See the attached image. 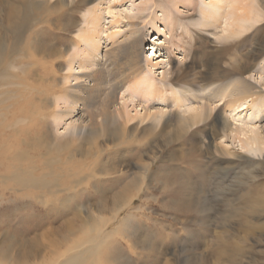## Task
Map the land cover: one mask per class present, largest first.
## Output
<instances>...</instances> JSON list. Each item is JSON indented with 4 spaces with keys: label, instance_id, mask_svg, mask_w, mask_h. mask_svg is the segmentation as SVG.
<instances>
[{
    "label": "rangeland",
    "instance_id": "obj_1",
    "mask_svg": "<svg viewBox=\"0 0 264 264\" xmlns=\"http://www.w3.org/2000/svg\"><path fill=\"white\" fill-rule=\"evenodd\" d=\"M54 1L29 0V6L21 10L18 23L24 24V33L14 44L15 36L8 32L6 13L10 15V7H16L18 0H0V37L6 35L4 39H11L5 43V52H0V73H6L4 79L0 78V141L10 137L15 128L35 130L42 137V144L25 146L27 158L16 165L21 167L22 163L24 169L32 170L33 175L40 176L48 185L27 189L12 185L5 179L12 169L11 163L0 155V261L7 264L8 257L3 258L5 253L19 250L22 240L34 239L39 243L36 264L39 261L38 264H62L67 256L61 253L84 243L88 228L100 222L101 216L112 215L114 194L139 170L135 168L141 163L139 157L144 161L155 153V138L172 136L171 143L156 150V158L150 164L146 181L148 198L141 193L132 196L129 205L102 229L103 233L113 231L126 215L135 216L127 222L130 226L125 227L126 232L116 235L126 234V241L120 243L116 254L106 257L107 263L150 264L152 256L136 259L128 250H120L127 247L124 244L127 242L129 249L141 257L149 251L143 249L145 245L158 242L164 248L160 264H264V205L258 203L264 197V149L249 146L250 153H244V136L239 140L231 134L214 135L211 124L218 112L230 125L241 126L244 121L253 120L256 109L231 110L222 104V99L215 103L217 108L202 130L193 134L192 130L184 133L179 129V114L205 99L207 88L203 90L202 86L206 85L201 74L207 68L225 67L248 58L251 69L244 77L256 85L254 89L264 91V0H252L256 15L252 14L244 22L239 34L230 32L229 19L222 17L213 22L203 16L202 10L207 9L210 0H191L189 5L181 0H69L71 4L64 6L60 2L55 5ZM7 5L11 6L6 9ZM164 9L172 12L173 24L164 25L155 19ZM91 11L98 15V20L90 28ZM92 32L99 42L94 68L103 71L107 85L112 83L107 88L121 78V75L114 76L117 64L120 68L127 66L125 48L117 51V59L111 56L116 44L113 41L125 42L135 37L140 46L144 80L170 83L180 92L189 89L195 97L189 95L179 106L159 99L145 103L140 94L120 85L115 90L117 101L112 107L126 108L131 114L140 113L132 121L133 127L129 125L124 134V138L129 135L132 139L131 145L124 144L123 149L109 148V142L100 136L94 145L88 144L87 128L82 138L75 140L79 124L87 120L89 112L97 114L104 98L102 94L94 101H87L75 112H67L69 102L63 99V86L76 89L83 75L93 70L79 67L72 57L83 48L84 40L79 35L86 37ZM112 33L116 34L110 38ZM48 52L53 53L51 59H42ZM66 74H70L67 80ZM222 82L208 88L220 87ZM56 97L62 98L56 102ZM145 107L151 116L141 122ZM159 109L163 114L158 115L161 119L157 123L152 114ZM257 116L254 121L260 126L264 113ZM24 117L33 120L30 124H15ZM153 124H158L156 129ZM115 126L112 123L108 128ZM159 129L164 131L157 135ZM215 144L236 154L216 152ZM195 159L200 161V171L192 167L190 161ZM127 163L130 167H124ZM118 168H126L125 175L116 173ZM218 168L223 170L217 172ZM246 192H251L250 196L256 199L254 212L244 206ZM52 240L55 245L43 249L42 245ZM230 242L241 245L240 255L232 256ZM225 245L228 251L219 255V249ZM88 246L87 243L81 249ZM92 259L93 256L87 258L85 263L90 264Z\"/></svg>",
    "mask_w": 264,
    "mask_h": 264
},
{
    "label": "bare ground",
    "instance_id": "obj_2",
    "mask_svg": "<svg viewBox=\"0 0 264 264\" xmlns=\"http://www.w3.org/2000/svg\"><path fill=\"white\" fill-rule=\"evenodd\" d=\"M181 1L183 4L188 3V5L192 3L191 0H181ZM57 2H60L61 6H64V5L71 4L72 1L55 0L54 4L57 5ZM253 2H254V0H253ZM177 3H178V1H177ZM29 4H30L29 0H18L16 7H10V9H9L10 15L8 13H6V17L9 20L8 21L9 31L8 32L13 37L15 36V39L13 41L14 44L17 43L19 37L24 33L25 26H24V24H22V25L18 24L20 21L19 17L21 15V10L23 11V8H27L29 6ZM252 4H253L252 0H210L207 3V6H208L207 9L202 10V12H203L204 17H209L208 19L213 20V22L218 21L222 17L229 19L230 26H231L230 32L232 34H239V32H241L242 28H244V26H243L244 22L249 21L251 19V15L255 14L254 7ZM55 5H54V7H55ZM8 6H11V5H7L6 9L8 8ZM175 6H176V3H175ZM94 11L96 12V10H94ZM94 11H91L90 17L88 19V26L90 28L92 26L95 27L96 20H98L97 19L98 13L96 12L97 13L96 14ZM155 19L162 21L164 25H166V24L170 25L173 21V15H172V12H170L167 9H164L161 12V16L157 15V17ZM84 32H85V29H84ZM115 34L116 33H112L109 37L113 38ZM79 37H81L84 40L83 48L72 54L73 60L74 61L76 60L78 62L79 67L84 68V69L89 67V68H92L93 70H91L89 73H86L83 75L84 79L81 83H78L76 85V87H75L76 89L73 90L67 86H63L62 89L65 93L63 96V99L67 100L66 103L69 102V108L67 109V112H73L77 107H79V108L82 107L84 105V103H86L87 101L90 102V101H94V100L98 99L100 97V95H102V94L104 95V98H103L102 108L97 112V114H95V113L93 114L92 112H89L87 114V120H82L83 122H81L79 124L77 133L75 134V137H74L75 140L82 138L80 136H82L83 131L87 128V134H88L87 142H88V144L94 145L96 143V138L98 136H100L106 142H109V145H110V146L108 145L109 148H114V149L116 148L117 149V148H122V146L124 144L127 147H129L131 145L132 141H130V140H132V139L130 138L129 135H126L124 138V134L126 133L128 126L131 125L132 121L136 117H138L140 115V113L135 112V113L131 114V112L126 108L121 107V108L117 109L115 107H112V106H114V103H116V101H117L115 90L119 89L120 85H126L127 89L131 88L133 92L140 94L143 97L145 103L152 102L154 99H159L162 102L167 101V102L173 103V105L179 106L181 101L188 100L189 95L192 94V93H189V91H190L189 89H183L180 92L179 90H177L176 88L171 86L170 83L155 81L153 79L152 80L149 79L148 81L144 80L145 78L143 77V74H142L143 69H142V66L140 65L141 64L140 63V58H141L140 57V46L138 44V40L135 37L134 38L133 37L127 38L125 42L124 41L123 42L113 41V43H116V44L112 48L113 51L111 52V56L114 59H117V57L115 58L117 51L119 52L122 47L125 48L124 52L127 55V59H126L127 60V62H126L127 66H126V68H120L119 65L117 64L116 68L118 69V71L114 74V76L117 77V75H121V78L119 77L120 80L114 82L113 86H111V88H107V86L110 87V85L112 83L111 84L109 83L110 85L109 84L107 85L108 80L106 81L104 74H103V71L101 69L94 68V66L96 64L95 59H96V55H97L96 52H98V43H99L96 40L97 36H96L95 32H92L91 34H89L86 37H85V35H79ZM4 38L7 39V36L5 35ZM4 38L0 37V52H5L6 41H9V42L11 41V39L6 40ZM77 44L79 47V43H77ZM176 46H179V45H176ZM52 55H53L52 52H48L45 56L44 55L41 56V58L44 60H47L49 58L51 59ZM55 56H57V55H55ZM114 59H112V60H114ZM0 61H1V57H0ZM113 62H114V64H116L117 61L114 60ZM91 66H93V67H91ZM249 69H251V61H249L248 58H246L244 60H239L235 63L232 62L229 65L227 64V66H225V67L214 65L213 67L207 68L206 72L201 74V77L205 83L203 85H206V86H202L203 90L207 88L206 89L207 92L205 93V99H204V101H202V103L200 105L195 106V105L191 104L190 106H188L187 110L185 109L186 111L184 110L182 112V115L179 114V116H180L179 117V129L181 131H183L184 133H188L189 130H192L193 134L199 132L200 130H202V128H203L202 126H204L205 121L210 117V115L211 116L213 115L212 114L213 110L215 108H217L216 107L217 105L215 103L219 100L224 99L222 104H224L225 106H227L231 110L239 109V108H241L240 110H243L245 108L246 109L248 108L251 110L254 108V109H256L255 111L257 112V114H256V116L253 117V120L252 119L248 120V121L246 120V121H244L245 123H243L241 126H238L235 124L232 126V125H230V122L226 117H224V116L222 117L217 112L215 114V120L213 122H211V124L214 126V130L212 133L214 135H217L218 132H221L227 136L229 134H231L232 136L237 137L239 140H241L242 139L241 137L244 136L245 140H246L245 142H243V146H242V148H244L243 149L244 151L242 150L244 153H248V152L250 153L249 148H247L249 146H255L256 145L258 148L264 149V122L259 126L254 121L255 118L258 117L257 116L258 113H260V114L264 113V91H262L260 89L259 90L254 89V88H257L256 85L253 84L252 82H250L246 77H244V74L247 73V71H249ZM5 75H6V73H0L1 80L5 78ZM10 76H13V74H11ZM69 77H70V74H66L65 80H67ZM225 80L228 82H224ZM220 81H223L222 82L223 84L220 87L215 86V88H208V87H211L212 85H214V83H217V82L220 83ZM230 84L234 85V87L230 88ZM190 96H194V94L190 95ZM14 97H15V95H14ZM61 98L62 97H56V102ZM245 104H246V106L243 107ZM56 105L59 107L58 103ZM90 106H91V104H90ZM170 112H172V111H170ZM143 113H144V116H142L141 122H144L145 120H147L149 118V116H151L150 110H148V108H146V107L144 108ZM159 114L160 115L163 114V111L161 109L154 111L152 114V117L155 118L157 123H159L160 119H161L158 116ZM64 116H66V115H64ZM211 119H213V118L211 117ZM32 120L33 119H30L28 117H24L22 119H18L15 124H19L21 122L24 124L25 123L30 124ZM42 121H44V120H42ZM112 123H114L116 126L114 128L112 127V129H109L108 126ZM216 124L218 126H216ZM157 126H158V124H156V125L153 124V127L155 129L157 128ZM193 126H195V127H193ZM15 129L13 131V134L12 135L10 134V137L9 136L5 137V138H3L2 141H0L1 158L3 157V159L6 160V162H9V164L11 163V168H12L9 171V175H6L5 179L9 180L12 183V185L13 184L17 185L21 189L46 188L48 185H46V183L42 180V178L40 176L38 177V176L33 175L32 170H29L26 168L24 169V167L22 166V163H21V167L19 165L18 166L16 165L17 163H19V162H21L27 158L26 151L28 149L25 148V146L26 147H28L29 145L35 146L38 143L42 144V141H43L42 137L38 136L37 135L38 133L33 129H30V131H27L26 128H24V130H26V131L21 130V129H16V130ZM163 131L164 130L159 129L157 131V135ZM121 132H123V137L121 135L120 137H122V138L120 139L119 135ZM168 135H170V133H168ZM167 137L168 138H163L161 140L158 138L157 139L155 138L154 147L156 148V150H158V148L166 146L167 144L172 142V139H173V138H171L172 136L171 137L167 136ZM28 140H32V142L29 143ZM46 140H45V143H46ZM84 140H86V139L84 138ZM84 140L82 139V141H84ZM59 145H61V144H59ZM59 145H57V147ZM64 145H65V143H64ZM127 147H124V148H127ZM156 150H155V153L148 156V160L143 161L142 158L139 157V161L141 160V163L137 164V166L135 165V168L137 167V169H139V170L137 172H134L132 174L131 180L126 182L125 186H123L120 190H118L114 194V199L112 200V203H111V211H113L112 215L110 217L101 216L102 220L101 221L99 220L100 222H98L97 224L95 223L96 224L95 226H93V227L91 226L90 229L87 227L89 232H88V234H86L87 239L84 243L82 242V244H79L78 247H75L72 250L66 249V251H64L63 253L57 252V254L61 253V256H64V257L67 256L65 258V260L62 262V264H86L85 263L86 259L90 258L91 256H93V259L91 260L90 264H111V263H107L106 257H109V254H111V253L116 254V252H118L117 250L120 248V243L124 240L126 234L124 235V237H122L121 235L120 236H116V235H118L122 231H125V227L130 226L129 225L130 223L128 224L127 222L133 221L135 219V216L132 213H130V215H126L123 219V222L120 224V226L114 230L112 229L113 231L103 233L104 231H102V229L104 228V226H106L107 222H110L111 220H113L116 217V215L118 214V211H120L121 209H123L129 205L130 201L132 200V196L136 197V195L141 193V194H143V196L145 198H148V196L146 195V192H147V182L146 181H147V177H148L147 172L149 170L150 164L156 158ZM208 150H209V148H208ZM214 150L216 152H220V153H227V154H231V155L236 154V153H234V151H231L225 147L220 148V146H218L217 144L214 145ZM47 151H49V150L47 149ZM242 151H240V152H242ZM190 162L193 165L192 167H194V170H198V171L201 170L200 161L198 159H195V160L190 161ZM121 164L122 163H120V165ZM125 166L130 167V163L124 164V167ZM126 168H122V169L118 168L116 173L121 174L123 176V175H125V172L127 171ZM222 170H223V168H218L217 172L222 171ZM250 172L251 171H249V173ZM98 190L99 189H97V191ZM250 193L251 192H246V194L244 196V206H245V208L251 209L254 212V209H255L254 202L256 199H254L252 196H250ZM100 195H102V194L100 193ZM184 197H186V196H184ZM258 203H260L261 206L264 205V197H262V199L259 200ZM141 207L142 206L140 205L138 208H141ZM102 214L100 213V215H102ZM232 214H233V212H232ZM192 215H194V214H192ZM87 223H89V220L87 221ZM68 226H70V225H68ZM123 226H124V228H122ZM68 228H70V227H68ZM183 231H185V230H183ZM181 233H183V232H181ZM83 234L85 235V233H83ZM48 236H51V234H49ZM33 240H28L27 242L26 241L22 242L23 241L22 240L21 244L19 243V250L15 251V252L10 251V252L5 253L3 256H6V257H3V258L7 259V257H8L7 264H21V261H23V264H34L36 258H38V256H39L38 251H37V246L39 243L34 242ZM75 240H77V239H75ZM54 241L55 240H52L51 243H49V244L46 243V244L42 245L43 249L46 246L52 247V245H55ZM124 241H126V240H124ZM87 243L89 244L88 248L86 247L85 250H82L81 248L85 244L87 245ZM70 244L72 245V243H70ZM124 244L127 247L122 248L120 250L121 252L123 249H126L131 254H133V256L136 257V259L142 258L143 256L145 258L149 259L150 256H152L153 259L150 262V264H160L161 263V256L163 255L164 248H163V246L161 247L160 244H158V242L157 243L155 242V244H152V245H145L143 247V249L148 248L149 251L144 255L142 254L141 257H137L138 253L135 252L134 249H133V251H131L129 249V245L127 244V242H125ZM226 245H225V247H221V249H219V255H222V254L225 255L226 254V252L228 251ZM228 245L230 246L229 249L232 251L231 254L233 257H236L237 254L240 255V253H241V249H240L241 245L240 244L232 245L230 242V243H228ZM8 247L10 248L9 245H8ZM120 251H119V253H120ZM161 253H162V255H161ZM231 254H230V256L228 255L229 258L231 257ZM97 257H98V259H97ZM43 259H44V257H43ZM111 262L113 263V261H111ZM38 263H40V261L37 262V264ZM0 264H5V263H4V261H0ZM41 264H45V263H41ZM117 264H119V263H117ZM123 264H127V263L124 262Z\"/></svg>",
    "mask_w": 264,
    "mask_h": 264
}]
</instances>
